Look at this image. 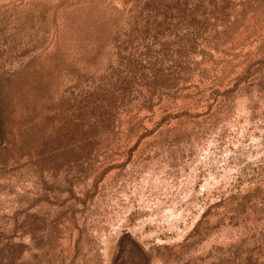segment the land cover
<instances>
[{"label":"rangeland","instance_id":"1","mask_svg":"<svg viewBox=\"0 0 264 264\" xmlns=\"http://www.w3.org/2000/svg\"><path fill=\"white\" fill-rule=\"evenodd\" d=\"M0 264H264V0H0Z\"/></svg>","mask_w":264,"mask_h":264}]
</instances>
